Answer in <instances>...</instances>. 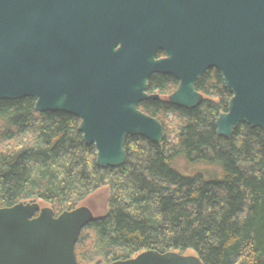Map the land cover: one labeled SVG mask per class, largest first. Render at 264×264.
Returning <instances> with one entry per match:
<instances>
[{"label": "trees", "instance_id": "trees-1", "mask_svg": "<svg viewBox=\"0 0 264 264\" xmlns=\"http://www.w3.org/2000/svg\"><path fill=\"white\" fill-rule=\"evenodd\" d=\"M35 2L22 33L0 44V177L14 183L4 225L19 234L0 231V264L264 258V0H245L244 46L219 59L173 0ZM44 27L62 53L44 45ZM66 54L76 72L56 74ZM84 109L112 134L128 183L114 211L150 223L152 253L120 254L80 227L58 161L55 173H29L53 158L44 124Z\"/></svg>", "mask_w": 264, "mask_h": 264}, {"label": "rangeland", "instance_id": "rangeland-1", "mask_svg": "<svg viewBox=\"0 0 264 264\" xmlns=\"http://www.w3.org/2000/svg\"><path fill=\"white\" fill-rule=\"evenodd\" d=\"M173 1L188 16L200 44L212 59H219L244 46L245 0ZM33 7L38 8L36 2ZM57 45L51 43V52L60 50L55 48ZM66 72H76V65L69 54L64 55L56 69V74ZM39 139L53 158L41 159L39 156L29 173H55L56 161L59 162L66 176V191L74 203L80 227L98 236L112 238L120 254L145 255L156 251V236L150 231V223L136 217L121 216L114 211L115 202L128 183L115 164L116 147L108 130L99 127L84 109L72 122L45 123ZM13 184L11 177H0V231L7 238L18 234L8 231L7 225H4V214L10 203L9 191ZM245 254L246 260L241 264H264L263 257L255 256L250 260V257L247 258L249 253Z\"/></svg>", "mask_w": 264, "mask_h": 264}, {"label": "water", "instance_id": "water-1", "mask_svg": "<svg viewBox=\"0 0 264 264\" xmlns=\"http://www.w3.org/2000/svg\"><path fill=\"white\" fill-rule=\"evenodd\" d=\"M33 0H0V43L9 41L22 31L21 24ZM45 41L51 39L48 29L43 31Z\"/></svg>", "mask_w": 264, "mask_h": 264}, {"label": "bare ground", "instance_id": "bare-ground-1", "mask_svg": "<svg viewBox=\"0 0 264 264\" xmlns=\"http://www.w3.org/2000/svg\"><path fill=\"white\" fill-rule=\"evenodd\" d=\"M47 29L50 31L51 29L49 27H47ZM43 42L46 44L47 42L45 41V38L43 40Z\"/></svg>", "mask_w": 264, "mask_h": 264}]
</instances>
